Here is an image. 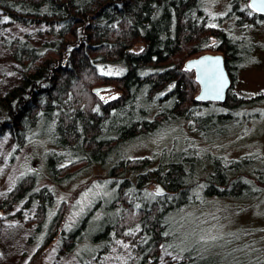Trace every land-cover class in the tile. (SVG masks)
I'll return each mask as SVG.
<instances>
[{
  "label": "trees",
  "instance_id": "trees-1",
  "mask_svg": "<svg viewBox=\"0 0 264 264\" xmlns=\"http://www.w3.org/2000/svg\"><path fill=\"white\" fill-rule=\"evenodd\" d=\"M210 7L206 0H0V41L17 67L15 82L0 94V137L14 139V153L32 140L43 143L42 176L54 184L102 167L113 193L68 231L63 225L77 193L46 226L53 190L39 186L36 171L21 175L0 210L34 228L30 242L44 232L40 250L56 237L65 253L90 244L94 221L102 226L91 243L97 250L83 264L109 256L116 245L122 257L119 243L127 264H227L200 238L207 225L201 212L215 210L214 222L234 230L222 247L231 263L264 262L263 157L212 156L199 144L240 133L264 102V93L234 92L256 47L248 34L237 41L219 27L223 19ZM224 19H233L237 30L261 27L264 16L249 0H231ZM33 27L43 28V43L29 37ZM207 53L222 54L232 77L224 103L198 102L195 72L185 68ZM163 133L172 141L169 150L131 157L132 144ZM156 183L164 194L155 192ZM188 212L197 213L193 222L185 219ZM100 213L106 217L97 218Z\"/></svg>",
  "mask_w": 264,
  "mask_h": 264
},
{
  "label": "rangeland",
  "instance_id": "rangeland-1",
  "mask_svg": "<svg viewBox=\"0 0 264 264\" xmlns=\"http://www.w3.org/2000/svg\"><path fill=\"white\" fill-rule=\"evenodd\" d=\"M206 2L208 6H211L209 10L213 12V15L223 19L218 24L219 27L231 32L234 36L236 35L234 38H237V41H242L243 37L241 38V36L248 34L246 38L250 42L252 40L254 42L253 45L256 47L254 56L253 58L251 57L252 63L249 66H245L237 77L234 92L237 96H254L264 93V20L261 27L251 26L244 29V26H241L236 30L233 19H224L230 9L231 0H206ZM41 30L43 28L33 27L27 33L34 41L43 43L47 35H44L43 32L40 33ZM214 42L212 40V44ZM252 42L248 45L252 44ZM16 68L14 59L0 41V94L4 93L15 82L17 76ZM251 112H259L260 114L253 118L251 122L247 121L248 123H244L246 126L242 123V127L243 125L244 127L240 133L235 130L232 135L219 141H216L213 136L201 141L199 144L203 152H210L212 156H226L229 159L258 152L264 160V102L260 106L254 107ZM168 135V133H163L147 141L139 140L135 142L130 146L131 157L144 158L154 155L158 157L163 152L164 147H167L168 150L172 147V141H170ZM15 148L14 139L8 133L0 137V205L6 199L7 192L13 187L16 180L21 175L31 173V171H36L35 173L40 176L39 186H47L54 193L55 199L48 215L46 226L60 205L63 202L70 203L71 197L75 193H77L76 198L70 204L69 214L63 225L64 229L68 231L73 228L74 224L87 211L92 210L91 206H95L99 201H102L105 205L111 202L113 198L110 188L111 183L109 179L106 180L107 171L102 167L93 166L82 170L73 181L58 185L42 176L46 171L45 165L42 163V153L46 149L43 143H38V140H32L18 153H14ZM155 165L156 163H154ZM15 208L19 209V207ZM13 213V211L9 213L3 212L0 217V264H83L91 262V259L85 258V255L92 248L97 250L96 245L91 243L93 236L97 235L101 229V223L93 221L91 226L88 227L87 237L91 241L90 244L89 242L80 243L76 246L75 252L65 253L61 252L59 248L60 241L58 237L51 244L40 250L44 232L37 237L35 242H30L29 239L35 235L34 228L24 227L21 224L22 222L14 218ZM201 213L205 215L204 220L207 225L201 230L200 238L208 246L218 250L222 257H226L227 264H233L231 263L232 258L229 256L228 250L222 247L225 246V241L227 242L226 246H229L225 238L232 234L234 230L227 233L226 230L230 228L228 224L214 222L212 216H214L215 210H207ZM196 214L195 212H188L185 214V219L193 222ZM103 217H106L105 213H100L97 216V218ZM120 245L122 247V257L115 254V250L118 251L116 245L109 256L101 255L98 257V262L91 264H127L125 248L121 243L118 246Z\"/></svg>",
  "mask_w": 264,
  "mask_h": 264
},
{
  "label": "water",
  "instance_id": "water-1",
  "mask_svg": "<svg viewBox=\"0 0 264 264\" xmlns=\"http://www.w3.org/2000/svg\"><path fill=\"white\" fill-rule=\"evenodd\" d=\"M251 9L264 16V0H249ZM185 68L195 72V78L200 86L196 97L198 102L224 103L232 87V77L226 69L225 59L222 54H204L186 62ZM100 89H95V93ZM155 192L164 194L165 189L160 183L155 184ZM2 211L0 210V217Z\"/></svg>",
  "mask_w": 264,
  "mask_h": 264
},
{
  "label": "flooded vegetation",
  "instance_id": "flooded-vegetation-1",
  "mask_svg": "<svg viewBox=\"0 0 264 264\" xmlns=\"http://www.w3.org/2000/svg\"><path fill=\"white\" fill-rule=\"evenodd\" d=\"M1 211H2V214H3L4 211L3 210H1Z\"/></svg>",
  "mask_w": 264,
  "mask_h": 264
}]
</instances>
